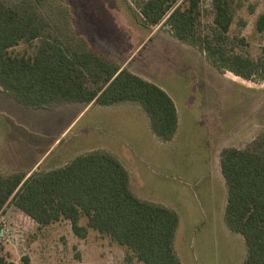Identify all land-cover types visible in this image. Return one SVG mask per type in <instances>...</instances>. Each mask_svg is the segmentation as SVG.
<instances>
[{"label": "trees", "instance_id": "16d2710c", "mask_svg": "<svg viewBox=\"0 0 264 264\" xmlns=\"http://www.w3.org/2000/svg\"><path fill=\"white\" fill-rule=\"evenodd\" d=\"M131 1L145 24L168 25L175 38L202 50L218 69L264 82V48L257 58L227 49L233 21L229 0L211 1L213 17L207 28L202 26L200 0ZM43 2L0 0V92L35 107L135 101L146 111L153 132L162 140L172 139L178 117L171 96L84 40L54 31L52 17L38 8ZM257 28L264 29V14ZM22 44H34V50L19 49ZM220 166L227 184L225 221L247 247L242 264H264V132L245 148H223ZM9 203L40 226L67 219L79 237L91 227L126 246L144 264H181L174 248L177 212L139 198L128 170L107 150L77 155L45 171L0 172V212ZM81 216L86 225L80 224ZM0 264L20 263L0 251ZM21 264H29L28 257Z\"/></svg>", "mask_w": 264, "mask_h": 264}, {"label": "rangeland", "instance_id": "374dc122", "mask_svg": "<svg viewBox=\"0 0 264 264\" xmlns=\"http://www.w3.org/2000/svg\"><path fill=\"white\" fill-rule=\"evenodd\" d=\"M211 1L200 0L204 28L212 21ZM229 2L233 21L227 49L257 58L264 48V29L257 28V20L264 14V0ZM38 8L52 17L54 31L84 40L112 62L122 63L136 52L131 61L133 68L145 69L153 78L178 74L175 79L168 78L186 88L182 107L192 113V127L204 131L208 147L216 153V166L223 148H245L264 132L263 81L243 79L218 69L199 48L180 40L176 42L168 25L145 24L131 0H44ZM34 47V44H22L19 49L31 53ZM2 96L0 93V172L5 174L27 171L48 146L52 147L44 156L49 155L46 161L60 154L62 160L49 167L43 161L37 170L63 166L75 155L93 151L92 147L101 149L94 143L92 147L78 146L71 150L75 143L90 138L93 133L101 140H118L109 129L113 127L122 133L134 126L129 114L123 111L109 113L111 121L104 127L100 118L104 108L89 106L77 116L82 105L75 101L67 102L71 106L64 110L55 111L64 102L35 107ZM187 99L190 106L185 105ZM62 130L65 132L60 135ZM56 137L59 140L53 143ZM161 145L158 143V148ZM188 160L191 164L194 158ZM207 165L213 166V157ZM150 166L151 163L147 165ZM197 166L202 167L203 160ZM171 182L178 183L172 178ZM80 224H87L85 216H81ZM0 251L20 264L23 257H28L29 264H144L131 256L126 246L91 227L85 237H79L67 219L40 226L10 203L0 212Z\"/></svg>", "mask_w": 264, "mask_h": 264}, {"label": "crops", "instance_id": "0c3cea01", "mask_svg": "<svg viewBox=\"0 0 264 264\" xmlns=\"http://www.w3.org/2000/svg\"><path fill=\"white\" fill-rule=\"evenodd\" d=\"M173 38L176 42H180L177 38ZM135 53L133 52L122 63H114L155 82L171 96L178 117L173 138L165 141L153 132L149 117L138 102L117 101L102 105L75 101L74 103L82 105L77 116L87 107L96 106L105 109L100 112L104 127H107L105 124L110 123L109 113L113 111L129 114L134 126L122 133L113 127L109 129L115 133L118 140H110V138L101 140L93 133L90 138L75 143L71 150L78 146L92 147L95 143L96 147L111 152L128 170L131 189L139 198L162 204L177 212L179 220L174 235V248L181 264H242L247 253L245 239L239 232L229 228L224 217L227 184L221 171L220 153H218L219 166H216V153L211 146L208 147L204 131L192 127V113H187L182 107L186 88L174 84L175 81L170 82L168 78L172 76L175 79L176 75H179L167 73L153 78L144 71V68V70H140L139 67L133 68L131 61ZM143 67L146 68V65L144 64ZM3 94V98L7 97L10 100L9 95ZM189 100L187 99L185 105L190 106ZM61 104L59 109L55 108V111H62L67 106H71L67 102ZM64 132L65 130H62L60 135ZM58 140L59 137H56L53 143ZM158 143L162 144L159 148ZM51 147L48 146L43 154L30 164L28 174L37 170L43 161L48 165L46 167L61 162L62 154L46 161L49 155L45 158L44 156ZM189 157L194 158L191 164H188ZM212 157L213 166H209L207 162ZM200 160H203L202 167L197 166ZM150 163L151 166L148 168L147 165ZM171 178L178 183L171 182Z\"/></svg>", "mask_w": 264, "mask_h": 264}]
</instances>
